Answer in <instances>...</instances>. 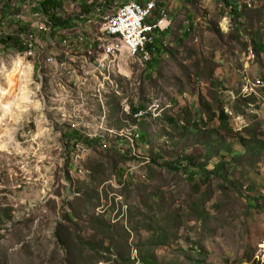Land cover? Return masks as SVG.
<instances>
[{"label": "rangeland", "instance_id": "1", "mask_svg": "<svg viewBox=\"0 0 264 264\" xmlns=\"http://www.w3.org/2000/svg\"><path fill=\"white\" fill-rule=\"evenodd\" d=\"M131 1L136 0L118 3ZM165 1L168 53L151 76L149 62L127 51L109 55L105 48L113 39L85 40L84 48L97 52L95 62L79 54L59 74L45 64L51 52L41 58L39 73L33 51L8 53L0 45V264H81V255L84 264H148V258L155 264H264L263 161L248 158L235 166L231 181L237 188L221 180L201 186L199 178L190 182L186 172L162 167L184 154L213 163L207 139H220L218 153L230 145L243 151L235 133L264 143V56L248 52L245 32L260 31L264 43V0L242 1L254 26L243 18L240 35L233 32L237 27L225 0ZM65 9L80 13L70 0ZM23 10L21 20L12 17L3 25L0 16V38L38 23L31 8ZM191 21V38L176 44ZM82 35L84 30L68 29L61 39L78 41ZM39 44L45 49L52 43L41 38ZM62 57H69V49ZM216 99L230 116L233 134L224 133L215 117ZM141 103L149 107L135 121L129 115ZM199 113L209 120L203 134L187 126ZM71 126L91 139L103 138L106 149L80 145V153L70 147L64 135ZM146 126L151 147L134 133ZM118 150L130 158L121 161ZM161 151L163 160L155 164ZM249 197L258 198L257 207L249 206ZM80 209L84 217L75 222L85 241L104 231L101 223L111 224L97 252L62 247L61 231L75 232L71 219ZM128 257L132 261L126 263Z\"/></svg>", "mask_w": 264, "mask_h": 264}, {"label": "trees", "instance_id": "2", "mask_svg": "<svg viewBox=\"0 0 264 264\" xmlns=\"http://www.w3.org/2000/svg\"><path fill=\"white\" fill-rule=\"evenodd\" d=\"M73 3L77 5L79 8V12L76 15H70L65 12V0H0V16H1V25L4 24L6 20H11L12 17L17 19V17L21 16L24 13V10L27 8H33V13H41L49 18L50 22L53 25V37L56 38V35L65 30L68 29H86L87 25L91 26L93 30H96L98 26L96 25V22L101 21V16H104L106 14H113L116 12L117 8L123 7L125 5L130 4L127 3H118V0H70ZM136 0L135 2H137ZM157 1L158 9L154 13V16H156V20H152L151 23L158 22L162 18V11H166L168 14L167 8H165V0H152ZM225 5L228 6V13H230V17L232 19V22L234 24V27H237V30H233L235 35H240V28L244 31L246 29V25L242 23V19L245 18L249 21V25L251 28H253V24L250 20H253L252 18H249V16L246 17V10L247 6L246 4H243V0H225ZM134 2V1H131ZM145 0L138 1L139 4L145 5ZM119 6V7H118ZM98 8H101L99 12L96 10ZM163 11V12H164ZM64 14V15H62ZM68 14V15H67ZM87 16L88 18H82V16ZM91 17V18H90ZM190 18V16L188 17ZM93 20V23L90 25L88 21ZM96 21V22H95ZM192 24L187 28L185 27L184 30L180 32L179 38L175 40L176 44H180L185 40H189L192 36V32L194 30L193 27V21H191ZM0 25V26H1ZM23 26V27H22ZM2 27V26H1ZM30 25H21L20 30L23 32L29 31ZM170 31L171 29H167L165 31H162L160 29L156 30L152 33L151 38L153 39V42L149 44L148 50L152 54V60L148 64L150 76L158 70V68L161 65L162 62V56L166 55L168 53L167 47L165 44V39L170 37ZM247 32L249 42L246 44L248 52H252L255 58L260 59L264 56V43L262 42V35L260 31H254L251 29V32ZM92 32L90 30L84 31V34L86 36L90 35ZM154 35V36H153ZM62 37V36H61ZM68 38V37H65ZM155 38V39H154ZM64 39V37H63ZM69 40V38H68ZM0 45L4 47V51L8 53H19L23 54L27 52V49H25L19 38H16L14 36H5L0 38ZM217 102V113L215 115L216 119L219 120L220 127H222L224 133L233 134L232 129L229 127V121L230 116L226 113L224 107L220 104V101L216 99ZM148 105L145 103H141L140 105L133 104L132 106V113L129 115L130 118L134 119L135 121H138V119L135 117L136 115H139L141 110H147ZM146 118H144V121ZM166 122L169 123H176V120L172 119L171 117L165 118ZM188 128H194L198 134H203L207 129L204 127H208L209 120L207 117L204 116V114L199 113L198 118L194 121L190 120L187 121ZM146 125H149L146 123ZM150 127L146 126L141 131V139L139 143L145 145L146 147H151L153 145V141L149 132ZM219 130V129H218ZM216 130V131H218ZM221 131V129H220ZM64 137L70 141V147H78L79 145L84 146L85 148L92 149L94 151H97L99 148L106 149L104 147V141L103 138H94L91 139L88 136L84 135L80 131L75 130L72 126L65 131ZM219 132V131H218ZM211 139L215 136L214 133L210 134ZM208 137V135H206ZM234 138H237L239 142L242 144V147L244 148L243 151L236 152L233 150V146H224L226 147L223 151L218 153L217 148L222 147L223 143H221L220 139H216L214 144L211 143L210 139L205 140L206 145L209 147L207 150L209 152L207 153L208 156L214 157V162L211 163L209 161L201 160L200 162H196L197 158H194L191 155L184 154L179 155L176 157V160L174 162H167L164 161L162 163V167L167 168L175 173L179 172H186L187 179L190 182H195V178H199L200 185L201 186H208L210 182L221 180L223 184L232 185L234 187L241 186L238 182H232L231 177L234 176L235 172V166L239 164V162L243 159H250L251 162L256 163L259 161L264 162V143L257 144L256 142L251 140L247 137H242V135H239L238 133L233 134ZM75 144V145H73ZM226 144V143H224ZM77 149V148H76ZM215 150V151H214ZM119 154L118 157L121 159V161L126 162L130 155L128 153H125L123 150H118ZM163 152H157V155L154 157V163L158 164L160 160H163ZM118 163V161H117ZM126 176L125 171H121V180L124 181V177ZM153 178V176H152ZM253 187H249L248 189H252ZM200 189L199 186H195L194 190L198 191ZM93 197L88 198V201L91 202L94 198ZM249 206L251 207H257L256 203L259 202L258 198H248ZM86 203V202H85ZM76 218L71 219V224L75 228V232L71 233V230L62 229V236L59 237L62 239V247L66 250L70 251V248L72 245H74V248L76 251H79V253L82 252L83 248L87 249L90 252H97V247L104 248L106 245L105 239H107V236L111 232V224H107L105 222L101 223V226H103L104 231L97 236L94 237V239H91L92 241H85L83 237L79 233V226L76 224L77 219H83L84 215L82 210H77L76 212ZM94 224V222H93ZM60 232V233H61ZM100 235V236H99ZM101 235L103 238H100ZM121 239H123L122 245L127 244V241L125 240V236L123 234L120 235ZM83 240L85 243L79 244V242ZM114 240H112L111 244L113 245ZM161 242V241H160ZM163 242V241H162ZM81 264H84L85 260L84 257L81 255ZM145 262L148 264H155L150 258L144 259ZM131 257H128V260H126V263L131 262ZM71 264V263H69Z\"/></svg>", "mask_w": 264, "mask_h": 264}, {"label": "built area", "instance_id": "3", "mask_svg": "<svg viewBox=\"0 0 264 264\" xmlns=\"http://www.w3.org/2000/svg\"><path fill=\"white\" fill-rule=\"evenodd\" d=\"M150 4L151 3H147L145 5L139 4L133 8H127L123 14L103 22L96 30H93L91 26L87 25L84 31L88 32L90 30L92 33L88 36L85 34L82 35L78 41H68V38L61 39V32H59L56 35V38H54L52 23L48 17L41 13H32V17L34 20L38 21V23L32 25V27L30 24L29 31L23 32L19 29L16 34L11 36L19 38L22 46L25 49L33 50V57L31 60L37 65L39 73L42 72L41 58L44 55H47V52L51 53L48 55V59L45 64L58 74L61 72L64 73V65L73 63L74 59L79 54H90V63L95 62L97 59V52L95 50H88L84 48L85 40L95 41L96 39L117 38L121 40L122 43H124V49H127V53H139L142 50V43L146 39H151V36L145 35V29H143V35H133V28H135L136 21H139L140 19H147L146 28H156V30L160 29L162 31L166 28H169L170 26V21L168 18L169 16L166 11L162 12V18L158 22L151 23L152 20H156V16L146 17V10ZM100 9L101 8H98L96 11L99 12ZM24 16L25 13L18 17V19L21 20V18ZM82 18L88 17L85 15L82 16ZM88 23L91 25V20L88 21ZM41 38H48L51 40L52 44L45 46V49H47L46 52L44 46L39 44V40ZM67 49H69V57H62V50ZM114 55L115 57L117 56L116 53H114ZM90 63H88L87 66H89ZM127 111L129 112V110ZM134 133L136 134L137 139L140 141L141 131L134 130ZM77 148L80 149V145ZM80 153H83L82 149H80ZM125 182H127V178H125Z\"/></svg>", "mask_w": 264, "mask_h": 264}, {"label": "bare ground", "instance_id": "4", "mask_svg": "<svg viewBox=\"0 0 264 264\" xmlns=\"http://www.w3.org/2000/svg\"><path fill=\"white\" fill-rule=\"evenodd\" d=\"M156 2H152V1L150 2L151 4L148 6V9L146 10V17H153L154 16V13L158 9ZM137 5H139L138 2L137 3H131L130 2V4H128V5H125L123 7H119L115 14L108 16V18H106V19L104 18L105 20L103 19V22L108 21L111 18H116V17L120 16L121 14H123L127 10V8H133L134 6H137ZM146 26H147V19H140L139 21H136L135 22V28H133V35H143V29H145V35H147V36L152 35V33L155 31L156 28H146ZM109 39L111 41H112V39L115 40V42L111 43L110 45H108L105 48L106 49L105 51L108 52L109 55H114V53L117 54V53H123V52L127 51V49H124V43H122L121 40H119L117 38H109ZM152 42H153L152 38L146 39L142 43V50L139 53H130V54L133 55L134 57H138L137 59H139V61L141 63H148V62L150 63L152 60V54L149 52L148 46ZM29 51H30V53H32L33 50H29ZM139 114H141V113H139ZM135 116H136V114H135ZM137 118H140V117H137Z\"/></svg>", "mask_w": 264, "mask_h": 264}]
</instances>
